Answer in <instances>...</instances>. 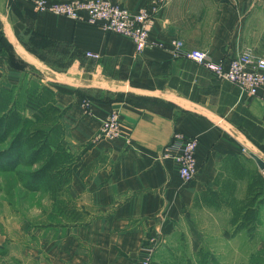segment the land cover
<instances>
[{"label": "crops", "instance_id": "crops-1", "mask_svg": "<svg viewBox=\"0 0 264 264\" xmlns=\"http://www.w3.org/2000/svg\"><path fill=\"white\" fill-rule=\"evenodd\" d=\"M112 1L133 12L159 2ZM263 37L264 0H166L142 52L100 24L36 11L33 0H0V94L10 104L35 80L56 91L63 143L79 154L64 195L85 216L24 225L18 236L0 230V264H264V202L258 224L237 228L231 219L248 179H219L232 157L264 159V87L249 95L173 45L180 39L184 50L228 63L245 50L264 57ZM45 42L64 48L67 72L48 65ZM112 110L120 113L114 139L99 135ZM176 132L199 141L190 180L164 157ZM210 191L223 194L207 200Z\"/></svg>", "mask_w": 264, "mask_h": 264}, {"label": "trees", "instance_id": "trees-1", "mask_svg": "<svg viewBox=\"0 0 264 264\" xmlns=\"http://www.w3.org/2000/svg\"><path fill=\"white\" fill-rule=\"evenodd\" d=\"M38 85L41 88L29 90L24 99V105L34 109L32 116L25 115L17 107L16 99L9 104L7 96L0 94V171H17L20 166L33 167L27 172L24 186L36 191L43 190L49 193L53 201L58 202L71 183L72 168L79 160V154L63 143L64 125L60 121L61 111L55 104L56 91L46 84ZM50 112L58 114V120L48 127L40 125ZM56 126L61 127L60 136L54 135ZM231 159L230 164H224L223 170L228 168L237 176L244 167L240 157ZM239 178L243 179L241 176ZM233 189L234 186L223 187L228 194ZM210 193L207 200H214L215 196L223 194L217 191ZM203 195L200 194L197 201ZM263 202L264 176L254 169L248 175L247 198L241 206L234 208L232 223L237 228L251 222L258 224L259 207Z\"/></svg>", "mask_w": 264, "mask_h": 264}, {"label": "built area", "instance_id": "built-area-1", "mask_svg": "<svg viewBox=\"0 0 264 264\" xmlns=\"http://www.w3.org/2000/svg\"><path fill=\"white\" fill-rule=\"evenodd\" d=\"M155 8H141L137 12L129 10L121 3L112 0H33L36 11L52 12L73 19H86L91 23L100 24L104 29L130 37L138 52H142L149 44V33L153 15L166 0H158ZM176 50L182 56L205 66L219 80L233 82L246 90L249 95H257L264 87V57H258L250 50H245L231 58L228 63L214 61L205 50H184V42L173 41ZM264 47V37L262 39ZM87 56L98 59L100 55L87 52ZM87 112L91 113V104L85 101ZM99 135L108 138H118L120 134V113L112 110L104 120ZM198 138L189 137L176 132L171 142L166 145L164 157L174 156L178 163L180 176L190 180L199 172L197 148ZM142 264H149V260Z\"/></svg>", "mask_w": 264, "mask_h": 264}, {"label": "rangeland", "instance_id": "rangeland-1", "mask_svg": "<svg viewBox=\"0 0 264 264\" xmlns=\"http://www.w3.org/2000/svg\"><path fill=\"white\" fill-rule=\"evenodd\" d=\"M44 46L47 49L50 58V67L54 70L67 72L69 69V63L71 59L63 53L64 48H60L57 45L45 42ZM59 53H56V52ZM41 55V54H40ZM41 55V57H43ZM42 72L46 74H53L46 66H41ZM41 72V71H40ZM39 73L40 75L43 73ZM49 76V75H48ZM66 76V75H64ZM50 77V76H49ZM51 78V77H50ZM48 78V79H50ZM65 78V77H63ZM93 80V79H92ZM39 83L45 84L40 80L30 81L25 85V91L16 98L17 107L27 116H32L34 109L26 107L24 105L25 94L29 90L40 89ZM106 85V84H105ZM52 99V98H51ZM50 100V96H49ZM52 104V102H50ZM1 109V108H0ZM58 114L49 113L47 118L40 122V125L48 127L58 120ZM61 127L56 126L54 135L60 136ZM262 150V149H261ZM264 151V149H263ZM263 155V154H262ZM247 158H250L251 162L242 160L241 165L244 167L243 171L239 174H233L230 169H224L219 177L220 180L226 181L228 179H248V175L252 170L258 169V171L264 176V170H261L255 160L251 157L250 153ZM33 169V167L20 166L17 171L3 172L0 171V230L4 231L5 228L13 230L16 236L20 235L24 225H34L40 222H54V221H70V220H82L85 219L83 213L81 214L68 195L60 197L58 202L53 201L49 197V193L43 190H32L24 186L25 179L27 178V172ZM235 205V204H233ZM241 206L240 201L236 203L235 207ZM55 212V213H54ZM203 218L194 219V223L204 222ZM222 219H219V222ZM210 244L218 243L217 238H209Z\"/></svg>", "mask_w": 264, "mask_h": 264}, {"label": "water", "instance_id": "water-1", "mask_svg": "<svg viewBox=\"0 0 264 264\" xmlns=\"http://www.w3.org/2000/svg\"><path fill=\"white\" fill-rule=\"evenodd\" d=\"M251 157L255 160L261 170H264V159L257 153L251 152Z\"/></svg>", "mask_w": 264, "mask_h": 264}]
</instances>
